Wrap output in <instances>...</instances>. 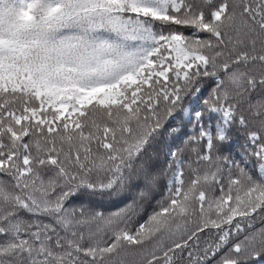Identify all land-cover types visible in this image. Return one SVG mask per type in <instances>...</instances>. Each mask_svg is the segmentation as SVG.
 <instances>
[{"label":"snow or ice","instance_id":"snow-or-ice-1","mask_svg":"<svg viewBox=\"0 0 264 264\" xmlns=\"http://www.w3.org/2000/svg\"><path fill=\"white\" fill-rule=\"evenodd\" d=\"M0 264H264V0H0Z\"/></svg>","mask_w":264,"mask_h":264}]
</instances>
